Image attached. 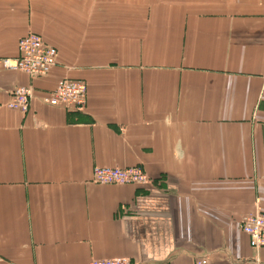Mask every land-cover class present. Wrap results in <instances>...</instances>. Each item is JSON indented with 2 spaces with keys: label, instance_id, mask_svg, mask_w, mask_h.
<instances>
[{
  "label": "crops",
  "instance_id": "0c3cea01",
  "mask_svg": "<svg viewBox=\"0 0 264 264\" xmlns=\"http://www.w3.org/2000/svg\"><path fill=\"white\" fill-rule=\"evenodd\" d=\"M34 3L0 0V60L28 32L57 50L43 78L0 65V264H264L239 227L264 212V0L138 1L151 21L126 22L125 77L68 72ZM62 77L86 84L83 112L47 104ZM16 87L26 113L6 108ZM133 166L150 182L90 181Z\"/></svg>",
  "mask_w": 264,
  "mask_h": 264
},
{
  "label": "rangeland",
  "instance_id": "374dc122",
  "mask_svg": "<svg viewBox=\"0 0 264 264\" xmlns=\"http://www.w3.org/2000/svg\"><path fill=\"white\" fill-rule=\"evenodd\" d=\"M44 1L20 8H25L26 22L48 31L49 39L63 38L57 44L68 72L105 77L106 70L119 68V75L126 76V22H147L148 16L151 21L148 8L134 12L140 0H61L66 1L61 9L49 8Z\"/></svg>",
  "mask_w": 264,
  "mask_h": 264
},
{
  "label": "built area",
  "instance_id": "2783aa9c",
  "mask_svg": "<svg viewBox=\"0 0 264 264\" xmlns=\"http://www.w3.org/2000/svg\"><path fill=\"white\" fill-rule=\"evenodd\" d=\"M57 50L47 44L41 35L28 32L17 42V57L15 59H2L0 65L11 71L26 74L29 78H43L48 76L56 65ZM33 92L31 87H16L11 92L10 101L6 108L26 113ZM52 107L67 112H83L87 104V87L80 80L62 77L46 100ZM91 182L99 185H129L140 187L150 182V178L140 166L94 167ZM241 231L247 236L251 249L264 248V212L259 209L247 214L239 222ZM88 264H134L129 259H93ZM190 264H209L207 258L201 257Z\"/></svg>",
  "mask_w": 264,
  "mask_h": 264
}]
</instances>
